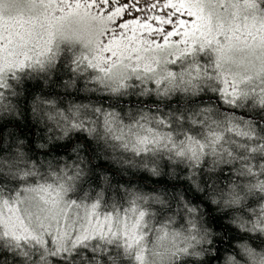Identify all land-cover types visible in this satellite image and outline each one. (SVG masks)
Listing matches in <instances>:
<instances>
[{
	"label": "snow or ice",
	"instance_id": "1",
	"mask_svg": "<svg viewBox=\"0 0 264 264\" xmlns=\"http://www.w3.org/2000/svg\"><path fill=\"white\" fill-rule=\"evenodd\" d=\"M0 264H264V0H0Z\"/></svg>",
	"mask_w": 264,
	"mask_h": 264
}]
</instances>
